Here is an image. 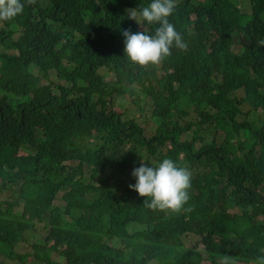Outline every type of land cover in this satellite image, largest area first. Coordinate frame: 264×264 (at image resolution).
I'll use <instances>...</instances> for the list:
<instances>
[{"label":"trees","instance_id":"obj_1","mask_svg":"<svg viewBox=\"0 0 264 264\" xmlns=\"http://www.w3.org/2000/svg\"><path fill=\"white\" fill-rule=\"evenodd\" d=\"M21 2L0 21V263L264 264V0H177L188 49L148 66L122 31L154 34L128 17L151 0ZM125 95L154 129L113 108ZM165 158L192 172L190 211L129 188Z\"/></svg>","mask_w":264,"mask_h":264},{"label":"clouds","instance_id":"obj_2","mask_svg":"<svg viewBox=\"0 0 264 264\" xmlns=\"http://www.w3.org/2000/svg\"><path fill=\"white\" fill-rule=\"evenodd\" d=\"M31 4L33 0H26ZM177 7V0H151L139 11L132 9L128 17L134 21L146 22L148 25H158L154 34L143 31L131 33L123 30L124 53L127 58L140 66L159 65L172 55L175 47L181 52L188 49L187 42L176 30L174 24L169 22V17ZM24 10L21 0H0V21H11ZM187 132V135H191ZM132 175L136 178L134 185H129L131 190L140 197L150 198L148 207L153 210H170L175 213L190 211L185 208L190 199L189 189L192 186V172L187 167H178L171 158H165L158 167L141 164L133 169ZM228 258H223L227 264Z\"/></svg>","mask_w":264,"mask_h":264},{"label":"rangeland","instance_id":"obj_3","mask_svg":"<svg viewBox=\"0 0 264 264\" xmlns=\"http://www.w3.org/2000/svg\"><path fill=\"white\" fill-rule=\"evenodd\" d=\"M241 8L243 9V11H246L247 13L250 11V5L247 1H243ZM139 27H141V25H139ZM233 47L238 50V48L240 47V44L238 42H235ZM2 49H3V46L0 44V50H2ZM106 72H108V71L106 70ZM112 77H113V73L108 72L106 75V78L110 79ZM113 108L118 112H123L124 116L127 118H135L143 127H146L147 129H154V125L149 120V113H145V114L141 113L138 110L137 104L134 103L133 101H130L128 96L125 95V96L116 97L114 100V103H113ZM247 108H248V106L243 107L244 110H247ZM259 114H260V110H258L255 113L252 112L249 117H250V119L256 120L258 118ZM243 118H244V116L240 117L241 120H243ZM196 119H197L196 113L192 112L189 116L186 117V119L180 121V124H184L187 121L188 122H195ZM208 134H209V132H208ZM196 145H197V147H200L201 143L197 142ZM120 177H122V176H120ZM120 177H117V179H119ZM124 179L126 180V178H124ZM0 196L2 197L3 195H0ZM55 203H60V201L56 200ZM45 233H46V231H45L44 227L42 226V224L37 223L34 229H30L24 233L25 239L17 245V247H16L17 251H20V252L26 251L28 242H31V241L39 242V241H41L43 239ZM26 239H28L27 243H25ZM199 249L203 250V246L200 245ZM149 264H158V263L155 262V260H153ZM203 264H206V262H203ZM235 264H245V263L236 262Z\"/></svg>","mask_w":264,"mask_h":264}]
</instances>
